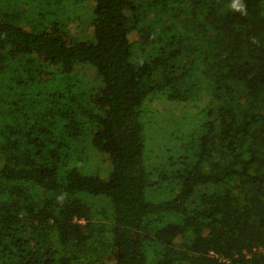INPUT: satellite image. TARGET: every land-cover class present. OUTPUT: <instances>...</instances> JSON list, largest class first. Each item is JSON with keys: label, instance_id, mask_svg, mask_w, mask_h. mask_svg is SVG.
<instances>
[{"label": "trees", "instance_id": "trees-1", "mask_svg": "<svg viewBox=\"0 0 264 264\" xmlns=\"http://www.w3.org/2000/svg\"><path fill=\"white\" fill-rule=\"evenodd\" d=\"M230 2L0 0V264H264V0Z\"/></svg>", "mask_w": 264, "mask_h": 264}, {"label": "rangeland", "instance_id": "rangeland-1", "mask_svg": "<svg viewBox=\"0 0 264 264\" xmlns=\"http://www.w3.org/2000/svg\"><path fill=\"white\" fill-rule=\"evenodd\" d=\"M81 15L84 17L85 21L82 20V17H81V18H75L73 21L69 22L70 31L73 32V34L75 35V37H76L77 39L82 38V34H83V32H85V30H87V28H88V23H87L86 16H85L84 14H81ZM86 15H87V14H86ZM87 31H88V30H87ZM87 31H86V32H87ZM138 39H139V36H138V34L135 33V32H132V33L129 35V40H130L131 42L136 41V40H138ZM86 76H87L88 79H91L92 74H91V75L87 74ZM184 113H185V112H184ZM185 114H186V113H185Z\"/></svg>", "mask_w": 264, "mask_h": 264}, {"label": "clouds", "instance_id": "clouds-1", "mask_svg": "<svg viewBox=\"0 0 264 264\" xmlns=\"http://www.w3.org/2000/svg\"><path fill=\"white\" fill-rule=\"evenodd\" d=\"M228 8L235 13H239L241 17H246L248 15L247 5L244 3V0H231L228 5ZM68 193L62 192L57 196V203L63 204L66 200Z\"/></svg>", "mask_w": 264, "mask_h": 264}]
</instances>
